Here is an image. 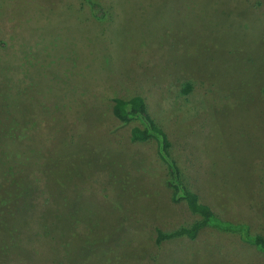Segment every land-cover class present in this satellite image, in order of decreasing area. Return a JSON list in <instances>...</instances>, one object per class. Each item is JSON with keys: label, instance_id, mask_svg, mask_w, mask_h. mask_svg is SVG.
Returning a JSON list of instances; mask_svg holds the SVG:
<instances>
[{"label": "rangeland", "instance_id": "rangeland-1", "mask_svg": "<svg viewBox=\"0 0 264 264\" xmlns=\"http://www.w3.org/2000/svg\"><path fill=\"white\" fill-rule=\"evenodd\" d=\"M93 1L0 0V264H264L216 229L157 243L200 217L112 111L143 96L185 185L264 236V0Z\"/></svg>", "mask_w": 264, "mask_h": 264}, {"label": "trees", "instance_id": "trees-1", "mask_svg": "<svg viewBox=\"0 0 264 264\" xmlns=\"http://www.w3.org/2000/svg\"><path fill=\"white\" fill-rule=\"evenodd\" d=\"M89 4L93 17L99 21L105 20L107 17L106 10L93 0H89ZM192 90V84L187 83L184 85L182 92L184 95H188ZM113 102V115L118 121L122 123L137 121L139 123V125L131 129V140L133 142L147 143L152 139L158 142V156L167 165L170 171L169 174L172 175L169 185L173 189V199L177 201L184 200L189 210L194 215L200 217V220L194 222L192 225L182 227L170 233H165L161 229H158L157 243L160 244L178 238L196 240L204 230L216 229L225 233L238 234L243 242L256 247L260 252L264 253L263 235L252 233L247 223H234L220 218L209 204L203 203L200 196L185 185L182 177L183 171L172 157V142L163 128L154 120L145 98L139 95L128 100L115 97ZM45 226L49 232L53 233L52 236H58L54 235L57 232L54 229H57L58 223L55 224V222H50L48 218H45ZM68 230L69 225L65 222L61 232L68 233ZM57 240H63L66 242V247H71V242L66 234H60Z\"/></svg>", "mask_w": 264, "mask_h": 264}]
</instances>
